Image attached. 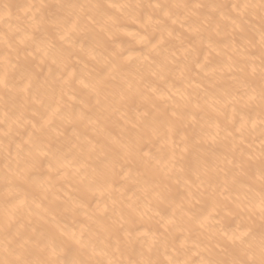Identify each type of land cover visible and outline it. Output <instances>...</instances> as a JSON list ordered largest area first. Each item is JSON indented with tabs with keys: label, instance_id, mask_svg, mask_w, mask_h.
<instances>
[{
	"label": "bare ground",
	"instance_id": "obj_1",
	"mask_svg": "<svg viewBox=\"0 0 264 264\" xmlns=\"http://www.w3.org/2000/svg\"><path fill=\"white\" fill-rule=\"evenodd\" d=\"M260 6L0 0V261H259Z\"/></svg>",
	"mask_w": 264,
	"mask_h": 264
},
{
	"label": "snow or ice",
	"instance_id": "obj_2",
	"mask_svg": "<svg viewBox=\"0 0 264 264\" xmlns=\"http://www.w3.org/2000/svg\"><path fill=\"white\" fill-rule=\"evenodd\" d=\"M5 7H7L5 5ZM261 10L264 12V0H261ZM262 20H264V16L261 17ZM261 73L262 76H264V55H262L261 58ZM2 83V81H0ZM261 103H264V90L261 91L260 95ZM262 210H264V204H262ZM253 237L248 234L246 231L242 230L239 236L234 235L233 236V243H236L238 241L237 246L241 249V251L244 253L247 259H239V260H233L230 262H224V261H203L200 262V264H264V234L261 235L260 238V260L257 261L255 259L254 253L250 251L251 249V242ZM0 264H29L28 261L24 260H16V261H0ZM70 264H84L82 261H71ZM151 264V262H149ZM173 264H181L180 261H174ZM183 264H188L187 261L183 262Z\"/></svg>",
	"mask_w": 264,
	"mask_h": 264
}]
</instances>
